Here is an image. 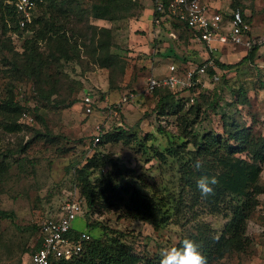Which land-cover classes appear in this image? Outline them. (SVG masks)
<instances>
[{"label":"rangeland","instance_id":"374dc122","mask_svg":"<svg viewBox=\"0 0 264 264\" xmlns=\"http://www.w3.org/2000/svg\"><path fill=\"white\" fill-rule=\"evenodd\" d=\"M95 1L98 0H44L35 11L37 18L53 17L56 26L65 29L66 38L72 45L77 44L78 59L56 60L57 47L46 33L38 43V51L43 57L50 54L54 57L43 61L44 67L37 69L36 77L11 72L8 63L0 62V101L13 96L26 105V113L32 118L31 122L18 119L20 129L8 131V120L0 115V161L7 164V170L0 176V264H29L40 226L59 219L64 202L73 198L82 201L81 214L72 222L74 230H88L90 239L101 241L119 237L139 255L162 256L201 223L209 225L219 236L230 217V209L239 203L238 197L227 195L215 213L203 204L190 207L187 190L180 181L181 163L172 153V147L188 141L182 134L184 127L180 119L196 120L185 128L187 132L222 133L224 114L229 122L233 118L240 125L245 124L254 136L264 135V46L253 62L221 70L218 80L201 77L194 93L176 94L175 100H183L180 111L159 115L156 108L159 97L146 93L148 78L168 76L171 64L199 65L206 59V47L182 31L180 36L176 30L167 28L165 32L154 25L153 0H131L133 6L129 12L115 20L92 17L90 6ZM200 1L219 10L243 9L252 27L250 46L255 41H264V0ZM39 27L43 28L36 26V33ZM89 27L110 30L109 53L117 56L111 68L99 66L103 52L91 54ZM8 35L15 51L21 53L24 40L33 37V32ZM5 37L0 27V39L5 41ZM234 47L225 46L213 55L225 65L236 64L243 57L240 51L247 46ZM1 57L10 61L11 53L3 49ZM39 89L44 95L51 89L54 93L49 100H43ZM238 89L243 91L240 98L235 93ZM86 94H91L97 104L87 115L82 105ZM191 95L204 103L215 101L214 109L202 105L194 117L189 112L193 103L186 100ZM124 98L127 100L122 103ZM243 98L247 103H241ZM70 102L74 104L67 107ZM118 103L121 106L115 115H108L107 109L101 108ZM96 124L101 126L103 135L121 127L125 136L108 141L103 137L94 145L93 138L99 133L94 128ZM188 150H192L190 145ZM157 152L163 158H158ZM93 155L103 164L89 170L92 184L99 185L102 179L115 173L121 188L129 184L131 191L135 189L145 197L158 200L164 210L172 211L181 199L180 213L154 229L144 221L126 217L124 206L118 210L107 208L105 203H111L116 196L111 199L108 194L102 195L99 207H89L75 174ZM179 155L185 160L184 152ZM258 168L262 193L257 196L258 204L247 220V247L244 252L231 253L213 264H264V162ZM1 213L11 216L2 217ZM93 223L95 227L89 229L87 224Z\"/></svg>","mask_w":264,"mask_h":264},{"label":"trees","instance_id":"16d2710c","mask_svg":"<svg viewBox=\"0 0 264 264\" xmlns=\"http://www.w3.org/2000/svg\"><path fill=\"white\" fill-rule=\"evenodd\" d=\"M14 1H0V27L2 34L6 36L5 41L0 39V53H3V49L11 53L10 61H7V57H1L0 62L8 63L10 65L9 71L24 74L29 78L36 77L35 72L37 69L40 71L44 67L43 61L47 60L50 56L54 57L51 54L43 57L38 51V43L42 41L46 33L50 34V39L57 47L58 56L54 57L56 60L62 58L68 61L72 58H79L77 44H71L69 38H66L65 29L57 27L53 17H48V20H45L37 18L34 13L31 24L20 28ZM154 2L153 0V12L151 15L154 25L162 27L166 30L165 32H168V29L176 30L178 33L182 31L192 37L184 23L169 20L168 18L162 20V17L166 13L157 11ZM236 5H239V3ZM132 6L131 0H98L91 4L90 15L95 19L115 20L122 14L128 13ZM239 9L243 14L244 20L250 24V19L244 16L243 9ZM39 25H42L43 28L40 29L39 27L36 33L35 27ZM89 29L92 30L89 40L93 45L91 54L95 55L96 51L103 52V57H99L98 59L99 66L111 68L116 63L117 56L109 53L111 47L110 30L96 27H89ZM26 32H33V37L24 40L22 52L18 53L11 45V35L7 36V34L22 36ZM261 46H264V41H255L247 48L246 54L240 62L233 65H225L216 58L214 60L221 70L230 69L247 61L253 62ZM208 53L210 57H214L213 53L209 51ZM208 73L212 77L214 71L208 69ZM39 92H41L43 100H49L50 95L54 93L53 89L46 95L43 94L42 89H39ZM190 92L193 93L195 90L192 89ZM178 93L179 91L175 92L168 87H160L152 92L153 95L159 97L156 103L159 115H164L165 113L172 114L183 108L182 98L175 100ZM235 93L240 98V94L243 91L242 89H238ZM186 100L190 101V98L187 97ZM186 100L184 101L186 102ZM195 100L193 99V104L189 109V112L194 117H197L202 105L209 107L211 110L215 107V101L205 102V104L203 101ZM243 102L247 103V99L243 98L241 103ZM72 104L74 102L67 104V107H70ZM26 112V105L19 100H15L11 95L0 101V115L8 120V131H18L20 129L21 124L17 123V120ZM221 117L223 121L222 133H213L211 131L203 134H197L192 131L187 132L185 129L188 126L191 127L196 120L180 119V125L184 127L181 129L182 134L185 137L187 136L188 141L180 146L172 147L173 157L179 158V162L181 163L180 181L182 188L187 190L186 192L191 202L190 207L194 204H203L207 210L215 213L220 209V205L225 202L227 195L238 197L239 203L230 209V217L219 236L215 235L209 225L201 223L192 232L180 239L175 246L180 247L181 242L185 239L196 241L201 246V251L207 258L208 264H213L231 253L245 251L248 244L246 236L247 220H249L254 208L258 204L257 196L262 193L259 183L258 165L264 162V135L256 137L245 124L240 125L233 118L229 122L228 117L224 114ZM124 133L123 129L118 127L113 133L107 132L104 135L101 134L100 142L103 137L107 141L112 139L121 140L125 136ZM189 145L192 147V150H188ZM181 151L186 155L185 160L180 159L181 155L179 154H181ZM240 154H244L245 157H241ZM156 155L160 159L163 158L162 154L158 152ZM197 161L201 163L202 167H195ZM111 162L113 163V167L117 169L115 163ZM102 164L103 162L93 155L86 159L84 165L76 169L75 179L78 181L80 193L85 197L89 207H99L102 203V195L108 194L111 199L116 196L111 203H105L108 204L107 208L113 207L115 210H118L119 207L124 206L126 217L129 216L144 221L154 229L162 227L167 223L169 218L180 213L183 204L181 199L177 201L172 211L170 209L164 210L158 200H155L153 197H145L135 189L131 191L130 188L132 187L129 184L121 188L116 183L115 173L113 175L109 174L107 179H102L99 185L92 184L89 181L88 172L91 168H97ZM6 170L7 164L4 161H0V176ZM118 170H116V173H119ZM201 175L213 176L218 180V183L215 185L214 195L207 198L201 197L196 186V181ZM1 215L2 217L11 216L7 213H1ZM95 225L94 223L87 224V227L93 229ZM37 248L38 243L36 242L31 253ZM161 257L160 255H152L151 257L139 255L133 251L131 246L124 245L119 237H110L106 241L99 239L85 241L82 251L70 260H61L57 264H160Z\"/></svg>","mask_w":264,"mask_h":264},{"label":"built area","instance_id":"2783aa9c","mask_svg":"<svg viewBox=\"0 0 264 264\" xmlns=\"http://www.w3.org/2000/svg\"><path fill=\"white\" fill-rule=\"evenodd\" d=\"M43 0H15V12L18 15V24L24 28L31 24L33 14L39 8ZM157 11L166 13L162 20L168 18L184 23L189 29L192 40L202 43L206 47V59L199 65L177 66L171 64L169 75L162 79L155 77L148 78L146 82V93H152L160 87H168L178 92H190L195 90L200 83L201 77H210L208 69H212L213 79L218 80L217 74L221 69L215 63V57L209 53L218 52L221 48L232 46L250 47V35L252 27L247 23L239 7L219 10L211 7L200 0H154ZM191 93V92H190ZM194 93V92H193ZM194 95L188 96L193 102ZM126 98L123 102H126ZM85 114H90L97 104L91 94L82 98ZM118 106V107H117ZM103 106L107 109L108 115H115L121 104ZM21 120L31 122L32 118L23 113ZM99 133L94 136L93 144L100 142V135L103 134L101 126H94ZM62 207V215L59 219L48 221L40 226L37 238L38 248L30 255L29 264H57L61 260H70L83 249V243L90 239L88 230L76 231L72 222L78 214H81L82 201L78 198L66 199Z\"/></svg>","mask_w":264,"mask_h":264},{"label":"clouds","instance_id":"9594fccd","mask_svg":"<svg viewBox=\"0 0 264 264\" xmlns=\"http://www.w3.org/2000/svg\"><path fill=\"white\" fill-rule=\"evenodd\" d=\"M195 167L200 168L202 165L197 161ZM217 183L218 180L215 177L201 175L196 181L201 197L207 198L214 195ZM160 264H208V261L196 241L185 239L181 242L180 247L165 250L162 253Z\"/></svg>","mask_w":264,"mask_h":264},{"label":"crops","instance_id":"0c3cea01","mask_svg":"<svg viewBox=\"0 0 264 264\" xmlns=\"http://www.w3.org/2000/svg\"><path fill=\"white\" fill-rule=\"evenodd\" d=\"M239 47H242V46H240V45H238ZM238 46H235L234 48H236V47H238ZM247 50V49H246ZM246 50H243L242 52L240 51V53H241V55L244 57L245 56V54H246Z\"/></svg>","mask_w":264,"mask_h":264}]
</instances>
